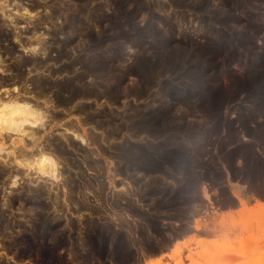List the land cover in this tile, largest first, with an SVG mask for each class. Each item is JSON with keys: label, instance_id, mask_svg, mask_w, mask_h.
I'll list each match as a JSON object with an SVG mask.
<instances>
[{"label": "rangeland", "instance_id": "374dc122", "mask_svg": "<svg viewBox=\"0 0 264 264\" xmlns=\"http://www.w3.org/2000/svg\"><path fill=\"white\" fill-rule=\"evenodd\" d=\"M44 1L18 17L36 57L0 18V76L52 108V147L82 118L105 159L68 152L55 209L0 187V264H264V0Z\"/></svg>", "mask_w": 264, "mask_h": 264}, {"label": "bare ground", "instance_id": "6f19581e", "mask_svg": "<svg viewBox=\"0 0 264 264\" xmlns=\"http://www.w3.org/2000/svg\"><path fill=\"white\" fill-rule=\"evenodd\" d=\"M40 2L43 3L45 1L44 0L43 1L42 0H36V1L0 0V18L3 20V24L5 25L6 29L9 30L18 29L17 32L14 31L12 33L13 34L12 37L16 39L15 41L19 42V46L23 48V51L26 50L27 53L29 51L28 54L29 55L32 54L31 55L32 57H36L37 53H39L40 55V53H42V50H40L41 48L39 47V45H32L31 43L23 47V45L18 39L20 35L19 31L21 30V28H27L28 27L27 25L28 23H30V20L27 19L28 21L26 22V25H21L19 24L18 19L20 18L18 17L24 16L25 19L28 17L29 19H31V16L33 17V15H35L32 14L33 12L30 10L31 7L39 6L38 3ZM27 5H29V7ZM34 35L35 33L33 32L31 37L29 36L30 40ZM33 39H37V37H33ZM35 60H36L35 58H32L28 61L26 60V62H29L32 65L38 64L39 62H35ZM23 62L24 60L20 59L17 61V64L20 65ZM1 65L2 64L0 60V73L3 74V72H5L6 70L2 68ZM26 67H28V65H26ZM16 74H20V70L18 68L16 69ZM4 75L0 76V163H2L3 167H5L7 171L4 173L5 177H3V181L1 182V186H0L2 187V191H3L2 206L4 207L8 205V202L10 201L8 197L11 195V193L14 191L15 188L22 187L21 184L24 183L26 184L25 186H27L28 193H33V194L44 193L45 195L48 196L49 194L52 193L53 197L51 198V202L49 203V205L53 209H55L56 207L59 206V203L56 202L55 200L56 197H59L58 195L55 196L57 193L56 191L58 189H63L64 186H62L63 183H61V181L64 180V182H66L68 180L66 176L64 178L63 174H61V168H62L61 163L63 164L64 163L63 161L67 160L64 156L70 151L74 155L79 154L81 155L80 157L78 156L75 157L80 158L82 160V163L83 160L85 161L86 158H99V159L102 158L103 160L105 159V157H102L103 155L101 156L99 153L96 152V150L94 152L93 151L89 152L88 154L87 153L81 154L76 151V149L78 148L88 147L94 139V134H89L88 131L86 132L83 130L84 127L81 126H84V124L79 125L81 124L82 118L81 119L76 118L75 123L72 121L64 123L65 122L64 121L63 122L64 128L61 130L62 132H59L58 133L59 135L56 136V139L58 140L56 142L53 141L54 142L53 147L50 145L51 144L50 141L49 142L47 141L48 138H52V136L47 135L46 136L47 138L45 137V139H42L44 136L42 135V132L46 130L47 127L50 128L52 123H58V121H56L57 120L56 115H53V112L50 113V110H52V108L50 106H47V104H45V99H43L44 100L43 102L42 99H41L42 101H39L40 97L38 96L35 97L32 95V97H30L29 94H27L28 91L25 92L26 88L24 87H27L26 84H23V82L21 81L20 82L22 84H16L15 81L13 80V77L11 76V72L10 74H8L9 76L8 75L4 76ZM49 98L51 99V97ZM51 105L53 104L51 103ZM57 153L63 155L61 159L59 158L60 156ZM64 158L66 160H64ZM88 173H90V171H88ZM201 188L203 191V197L206 199L207 190L205 191L204 186H201ZM53 189H55L56 191ZM120 189L121 191L123 190L125 194L127 193L128 189L126 185L120 186L119 191ZM234 196L238 199V203L242 207L241 210L245 215H248L251 218H255L258 215L257 213L259 212L258 206L260 207L261 206L260 204H258V206L256 205L258 209L257 208L253 209V207H249L245 203L244 199L239 197L238 194L234 193ZM21 203L19 202V204ZM198 227L199 226L197 224L195 228ZM4 252H0V253H4ZM0 257L9 258L11 256L5 257L4 255L0 254ZM160 261H161L160 259L158 261L143 260L142 264H160Z\"/></svg>", "mask_w": 264, "mask_h": 264}, {"label": "crops", "instance_id": "0c3cea01", "mask_svg": "<svg viewBox=\"0 0 264 264\" xmlns=\"http://www.w3.org/2000/svg\"><path fill=\"white\" fill-rule=\"evenodd\" d=\"M228 180H230V186L229 187H231V189L232 188L235 189L238 196L244 199V197L246 196L247 193L245 192V188H244L243 184H240L237 181L234 182V180L229 175H228ZM180 242H182V240Z\"/></svg>", "mask_w": 264, "mask_h": 264}]
</instances>
